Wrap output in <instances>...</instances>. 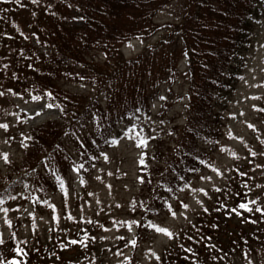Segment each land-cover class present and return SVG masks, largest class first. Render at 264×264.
<instances>
[{"label": "trees", "instance_id": "1", "mask_svg": "<svg viewBox=\"0 0 264 264\" xmlns=\"http://www.w3.org/2000/svg\"><path fill=\"white\" fill-rule=\"evenodd\" d=\"M175 1L180 15L158 21ZM263 19L264 0H0V93H33L60 111L59 120L31 129L23 157L8 164L1 182L13 187L27 174L33 198L49 193L53 181L64 182L71 167L96 165L119 139L122 120L149 111L155 87L176 77L178 60L185 58L186 122L177 129L175 149L146 173L145 210L155 214L168 207L207 165L210 146L218 145L227 102ZM160 31L167 32L159 43L124 56L128 41ZM101 54L104 63L97 60ZM65 79L95 91L72 92L62 85ZM81 131L77 159L65 138ZM248 180L235 169L228 184L173 236L157 264H264V202L256 204L261 197L254 198ZM8 188L0 190V199ZM136 248L126 264H138Z\"/></svg>", "mask_w": 264, "mask_h": 264}, {"label": "rangeland", "instance_id": "2", "mask_svg": "<svg viewBox=\"0 0 264 264\" xmlns=\"http://www.w3.org/2000/svg\"><path fill=\"white\" fill-rule=\"evenodd\" d=\"M178 3L163 9L157 20L176 19L180 15ZM166 32L128 41L122 47L124 56L131 58L148 50ZM246 56L242 78L227 102L218 145L210 146L207 165L191 177L168 207L157 209L155 214L145 210L146 173L175 149L177 129L186 122L190 98L185 58L178 60L176 77L155 87L149 111L122 120L119 139L105 148L93 167L84 171L71 167L64 182L53 181L49 193H37L33 198L29 197L27 174L13 187L0 180V190L9 187L0 204V209H7L0 210V264H126L135 244L138 264H157L173 236L208 203L216 189L228 184L235 169L253 183L257 190L253 191L254 198L261 197L256 204H262L264 19L256 28ZM105 59L103 54L97 58L101 63ZM61 83L79 94L95 91L78 80L65 79ZM1 93L0 125L7 128L0 127V175L10 162L23 157L31 129L60 119L59 109L48 108L45 97L37 100L34 98L39 96L33 93L18 96L12 90ZM82 138V131L65 138L77 159L75 143ZM141 140L146 145L138 146ZM157 228L167 229L172 235Z\"/></svg>", "mask_w": 264, "mask_h": 264}, {"label": "snow or ice", "instance_id": "3", "mask_svg": "<svg viewBox=\"0 0 264 264\" xmlns=\"http://www.w3.org/2000/svg\"><path fill=\"white\" fill-rule=\"evenodd\" d=\"M34 2H35V0H34ZM0 95H3V93H0ZM49 96H51V94L49 93L48 94ZM34 99H40V97H35ZM48 108H51V107H53V105L52 104H48V105H46ZM261 111H264V109H261ZM0 127H3V128H7V125H0ZM250 127H251V125H250ZM144 145H146V141L145 140H141L140 141V144L138 145V146H144ZM254 155V154H253ZM4 160L7 162V155L5 154L4 155ZM81 167H83L82 165H81ZM13 199H14V197H12ZM3 203V199H0V204H2ZM254 203V202H253ZM186 207V206H185ZM240 208H242V209H245V210H247V211H249V212H251L252 211V209L251 208H249L248 207V205L247 204H241L240 206H239ZM0 210H2V211H7V209H0ZM205 211H207V209H205ZM233 211H235V209H233ZM256 211H261V209H256ZM158 232H162V233H165L166 235H168V236H171L172 234L167 230V229H164V228H157L156 229ZM73 243H75V241H73ZM133 243H134V241H133Z\"/></svg>", "mask_w": 264, "mask_h": 264}, {"label": "flooded vegetation", "instance_id": "4", "mask_svg": "<svg viewBox=\"0 0 264 264\" xmlns=\"http://www.w3.org/2000/svg\"><path fill=\"white\" fill-rule=\"evenodd\" d=\"M17 263H19V261Z\"/></svg>", "mask_w": 264, "mask_h": 264}]
</instances>
